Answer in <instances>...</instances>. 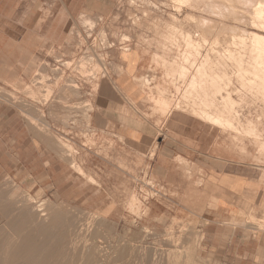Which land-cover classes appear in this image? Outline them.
<instances>
[{"label": "rangeland", "instance_id": "374dc122", "mask_svg": "<svg viewBox=\"0 0 264 264\" xmlns=\"http://www.w3.org/2000/svg\"><path fill=\"white\" fill-rule=\"evenodd\" d=\"M38 1V4L43 2L44 17L42 28L32 36L33 51L29 52L30 47L18 49L17 43L7 38L0 39V101L15 114L19 129L38 133L54 146L57 141L66 150L56 151L55 160L60 162L56 189L15 193V187H20L10 179L14 188L9 187L11 184L2 180L0 264H5L8 247L3 248V243L10 239L8 231L11 234L16 231L8 224L14 225V220L20 218L31 220L27 209L30 212L32 208H27L24 215L21 209L31 197L37 202L34 209L42 202L45 207L49 203L61 208L57 229L37 238L41 255L49 258L52 255L54 259L48 264L51 261L55 264V259L63 264L68 259H73L72 264H85L82 257L87 252L82 243L87 235L88 243L98 242L110 258L98 259L95 264H264V125L261 126L264 113L260 114L264 112V101L235 82H239L235 79L238 69L229 58L237 51L235 46L241 50L234 37L239 38L245 32L239 30L249 26H215L213 31L220 32L216 36L202 35L204 26H189L187 21L185 26L172 27V16L180 6L176 0H113L106 16L81 13L85 0ZM26 2L0 0V26L15 25L17 14L21 16ZM62 4L67 5L70 14L65 13ZM42 12H38L37 19ZM202 36L207 37L208 45L202 43ZM229 49L231 54L225 52ZM209 51L214 54L208 55ZM218 52L220 55L224 52V57L218 56ZM208 60L215 68H224L229 76L235 75L233 79L230 77L233 81L230 85H221L218 94L216 89H208L218 107L223 105L226 94L233 95L234 107L229 105L232 109L225 111L234 125L233 131L222 130L194 115L191 108L196 95L184 94L190 80L187 79L194 74L192 65L196 70ZM179 67L188 71L183 73L186 77H182ZM108 81L116 85L126 102L125 120L128 117L129 122L155 127L154 138L144 141H152L150 150L141 154L129 150L120 137L104 130L96 102L103 96L100 86ZM233 89H238V93ZM162 94L173 106L163 109L155 104ZM259 117L263 119L260 121ZM247 119L253 124L260 121L259 136L252 134L258 139H252L247 125H243ZM164 137L175 139L189 149L182 162L180 158L174 159V167L156 175L152 170L156 163L153 158L160 138ZM75 192L78 194L74 195ZM25 225L33 226L30 221ZM72 231L77 236L82 232L79 234L82 238L74 237ZM113 237L121 242L120 247L138 249L131 257L117 261ZM62 256L65 257L61 259Z\"/></svg>", "mask_w": 264, "mask_h": 264}, {"label": "bare ground", "instance_id": "6f19581e", "mask_svg": "<svg viewBox=\"0 0 264 264\" xmlns=\"http://www.w3.org/2000/svg\"><path fill=\"white\" fill-rule=\"evenodd\" d=\"M179 1L180 2V6H179V9H176L178 11H176L172 18H173V24H172V27L173 26H185L184 22L187 21L186 23L190 24L189 26H198L200 28V26H204L203 29L205 30L202 34V35H205L207 36L209 33L210 35H219L217 32L213 31L214 30V27L217 26L219 28V26H249V28H247L246 30H239L241 32H244L242 33L241 36H239V38L237 37H234V41H235V44H239V46L241 47L240 49L241 50H238V46H235L237 47V51L234 53L233 50V55L229 56L230 60H233L235 63H233L238 69V73H236L235 75L237 76V78L235 79H239V82L238 81H235L236 83H241L244 88V90L246 88L250 89V92H252L255 96V98L257 97L258 100L260 99L259 97L262 98V100L264 101V35L261 34L260 32H264V0H176V2ZM175 2V1H174ZM178 3V2H177ZM142 5V4H141ZM143 6V5H142ZM178 8V7H177ZM186 8V10H185ZM172 15V14H171ZM183 20H182V19ZM230 21L231 24H228V22L226 21ZM229 22V23H230ZM157 25V24H156ZM167 25V24H166ZM170 27V26H169ZM235 28V27H233ZM245 28V27H244ZM216 29V28H215ZM229 29V28H228ZM232 30V28H230ZM237 29V28H236ZM241 29V27H240ZM171 30V29H170ZM173 30V29H172ZM217 30V29H216ZM219 30V29H218ZM238 30V29H237ZM176 31V29H175ZM184 31V30H183ZM179 32V30H178ZM222 33V32H221ZM226 33V32H225ZM238 32H236L237 34ZM175 34V33H173ZM181 34L182 31H181ZM223 34V33H222ZM228 34V33H227ZM232 34V33H231ZM236 34L234 36H236ZM238 34V35H239ZM195 35V34H194ZM200 35V34H199ZM198 35V36H199ZM212 35V36H213ZM224 35V34H223ZM173 36V35H172ZM170 36V38L172 37ZM189 36V34H188ZM211 36V37H212ZM174 37V36H173ZM172 37V38H173ZM233 37V35H232ZM230 37V38H232ZM185 38V37H184ZM207 38V37H206ZM205 37H201L202 39V43H206L207 45L209 44L208 40L206 39ZM216 38V37H215ZM220 39V37H218ZM187 39V38H186ZM200 39V38H199ZM233 39V38H232ZM170 40V39H169ZM168 40V41H169ZM178 40V39H177ZM188 40H189V37H188ZM218 40V39H217ZM222 39H220L219 42H221ZM227 40H229L227 38ZM172 41V40H171ZM201 40H198V44L200 45V42ZM211 41V40H210ZM230 41H233V40H230ZM233 41V42H234ZM176 42V41H175ZM186 42V41H185ZM184 42V43H185ZM195 42V41H194ZM223 42V40H222ZM177 43V42H176ZM196 43V42H195ZM212 43V42H211ZM215 44H219L217 43V41L213 42ZM229 43V42H228ZM190 44V43H189ZM222 44V43H221ZM233 43V46L235 45ZM160 45V44H159ZM198 45V46H199ZM203 45V44H202ZM223 45V44H222ZM228 44H225V48H228L227 46ZM164 46V45H163ZM198 46L196 48H198ZM230 44H229V48H230ZM232 46V48H233ZM190 47V46H188ZM192 47V46H191ZM201 47V45H200ZM220 47V46H219ZM214 48V47H213ZM224 48V49H225ZM195 49V47H194ZM223 49V50H224ZM198 50V49H197ZM212 50V49H211ZM210 50V51H211ZM215 50V49H214ZM172 51V50H171ZM188 51V49H187ZM208 53V55H213L214 53L210 52ZM213 51V50H212ZM216 51V50H215ZM221 51V50H220ZM227 51V54H229L231 52V50H225V52ZM230 51V52H228ZM199 53V52H198ZM216 53V52H215ZM224 52H222V55H220V52H218V56L220 57H224L223 55ZM188 54V53H187ZM197 54V53H196ZM225 54V53H224ZM231 54V53H230ZM198 55V54H197ZM216 54L214 55L215 57L217 56ZM184 56V55H183ZM194 56V55H193ZM192 56V57H193ZM199 56H200V53H199ZM206 56V55H205ZM213 56V57H214ZM217 56V58H219ZM191 57V56H190ZM201 57V56H200ZM204 57V56H203ZM208 57V56H207ZM212 57V56H211ZM212 57V58H213ZM228 57V56H227ZM195 58V56L193 57ZM210 59V57H208ZM207 58V59H208ZM196 59V58H195ZM227 59V58H226ZM194 60V59H193ZM205 60V58H204ZM211 61L213 59H210ZM218 59H216L217 61ZM166 61V60H165ZM164 61V63H165ZM184 61V60H183ZM186 61V60H185ZM195 61H198V60H195ZM200 61V60H199ZM202 61V59H201ZM200 61V62H201ZM209 61V60H208ZM205 61L206 63H202L201 65L197 66L196 67V70H195V66L192 62V67H194V74L191 76L189 75L190 78H188L187 80H189V84L187 86V89L186 92H184V94L186 93V95L188 94H194L196 95L194 98H195V103H194V106H193V109L191 108V112L193 111L194 112V115H198L199 118L203 119L205 122H207L208 124H211V125H214L222 130H230V131H233L231 130V128L234 126L232 125L233 123H231V121L229 120L230 118L227 117L228 115H226V109L230 108L232 109L234 106L233 104V101H232V98L230 94H225L227 96L225 97H221L222 98V106L218 107L216 106V101L214 99L215 96H212L213 99L211 98V96H209V92H208V89L210 88H214L216 89V92L217 94L220 92L221 90V85H224L225 83L227 85H230V82H233L231 80V78L235 75H233L231 77V75L229 76V73L223 68L222 70H220L219 68H215L214 63H210V61ZM215 61V60H214ZM225 61V60H224ZM232 61V62H233ZM222 62H223V59H222ZM226 62V61H225ZM177 63V62H176ZM195 63V62H194ZM197 63V62H196ZM199 63V62H198ZM197 63V64H198ZM210 63V64H209ZM220 63L219 60L217 61V64ZM178 64V63H177ZM187 64H189V62H187ZM216 64V62H215ZM216 64V65H217ZM230 64V63H229ZM85 65V64H84ZM163 65V64H162ZM176 65V64H175ZM181 64H179L180 66ZM196 65V64H195ZM225 65V64H224ZM231 65V64H230ZM233 65V66H234ZM173 66V65H172ZM178 66V65H177ZM220 66H223V65H220ZM229 66L226 64V67ZM232 66V65H231ZM232 66V67H233ZM83 67V66H82ZM170 67V66H169ZM182 67V66H181ZM218 67V65H217ZM225 67V66H224ZM225 67V68H226ZM231 67V69H232ZM86 67H84L85 69ZM172 68V67H171ZM174 68V67H173ZM183 68V67H182ZM182 68H177L179 69L180 71L182 70ZM235 68V67H233ZM176 69V70H177ZM185 69V67L183 68ZM189 70V69H188ZM228 70V69H227ZM85 71V70H84ZM123 71V70H122ZM178 71V70H177ZM185 71V70H184ZM184 71L182 70V74L184 73ZM233 71V70H232ZM236 71V70H234ZM169 72V71H168ZM167 72V73H168ZM186 73L188 72L187 70L185 71ZM191 71H189L190 73ZM122 73V72H121ZM170 73V72H169ZM168 73V75H169ZM192 73V72H191ZM190 73V74H191ZM235 73V72H234ZM233 73V74H234ZM172 74V72H171ZM174 76V73L172 74ZM181 75V74H180ZM178 75V76H180ZM185 74L182 75V77L184 76ZM188 75V74H186ZM176 76V74H175ZM177 76V77H178ZM181 77V76H180ZM179 77V78H180ZM181 77V79H182ZM186 77V76H184ZM231 77V78H230ZM178 78V79H179ZM233 79V78H232ZM186 80V79H185ZM179 82V81H178ZM147 83V81H146ZM187 83V82H186ZM220 83V85H219ZM148 84V83H147ZM235 84V83H234ZM241 84H238V85H241ZM226 86V85H225ZM237 86V84L235 85ZM229 87V86H228ZM226 88V87H225ZM232 88H235V87H232ZM179 90V89H178ZM184 90V91H185ZM225 90H228L225 89ZM224 90V91H225ZM234 90V89H233ZM232 90V91H233ZM238 90V89H237ZM236 90V91H237ZM243 90V91H244ZM247 90V89H246ZM163 91V90H162ZM231 91V92H232ZM235 91V90H234ZM235 91V92H236ZM241 91V90H240ZM239 91V92H240ZM166 91H163V93H165ZM210 92H213L210 90ZM230 92V93H231ZM245 92V91H244ZM250 92H246V93H249L250 96H251V93ZM223 93V92H222ZM238 93V92H236ZM243 93V92H242ZM245 93V95H246ZM248 94V95H249ZM164 95V94H162ZM181 95V94H180ZM202 95V96H201ZM214 95V94H213ZM216 95V94H215ZM221 95V94H220ZM219 95V96H220ZM243 95V94H242ZM189 96V95H188ZM218 96V97H219ZM186 97V96H185ZM184 97V98H185ZM197 97V98H196ZM183 98V97H182ZM253 98V97H252ZM167 98L164 96H159L158 99L155 100V104L157 103V105L161 106L162 105V108L164 107L165 109H167L168 107H170L172 105L171 102H169L168 100H166ZM187 99V98H186ZM212 99V100H211ZM190 100H191V97H190ZM189 100V101H190ZM220 100V99H219ZM254 100V98H253ZM152 101V100H151ZM181 101V100H180ZM179 101V102H180ZM187 101V100H185ZM188 101V102H189ZM255 101V100H254ZM179 102H178V106L179 107ZM235 102V101H234ZM257 102V100H256ZM262 102V101H261ZM199 103V104H198ZM193 104V102H192ZM229 105L232 107H229ZM264 105V103H263ZM173 106V105H172ZM176 107V108H177ZM237 107V106H235ZM163 108V109H164ZM175 108V109H176ZM181 108V107H180ZM178 109V108H177ZM229 109V110H230ZM235 109V108H234ZM172 110V109H171ZM179 110V109H178ZM183 110V109H182ZM237 110V109H236ZM165 111V110H164ZM235 111V110H234ZM238 111V110H237ZM192 112V113H193ZM231 112V111H229ZM236 112V111H235ZM240 113V112H239ZM251 113V112H250ZM262 113L264 112H261L260 114L262 115ZM236 114V113H235ZM234 114V115H235ZM243 114V112H242ZM245 114V113H244ZM243 114V115H244ZM259 114V113H258ZM241 115V114H239ZM251 114H249L250 116ZM247 116V117H249ZM253 116V115H252ZM257 115H255V118H256ZM260 116V115H259ZM231 117V116H230ZM264 117V114L263 116ZM261 117V118H262ZM229 118V119H228ZM235 118V117H234ZM239 118V117H238ZM258 118V117H257ZM260 118V117H259ZM260 118V121L263 119ZM254 119V118H253ZM251 118V120H253ZM250 119H247L246 121L243 120V125L245 124V126L247 127L248 129V133L251 132V137H252V134L257 137L259 136V129H262V127L258 129V125L260 124L258 121V123L256 124H253V121H251ZM256 120H259V119H256ZM246 123H245V122ZM257 122V121H255ZM235 124H238L235 122ZM241 124V127L243 126ZM261 125V124H260ZM259 125V126H260ZM264 125V122L262 123L261 126ZM244 127V126H243ZM236 128V127H235ZM264 128V126H263ZM233 129V128H232ZM242 129V128H241ZM247 129H244V131H247ZM239 130V128H238ZM237 131V130H236ZM262 131V130H261ZM242 132V131H241ZM241 132H239L240 134H242ZM264 132V131H263ZM262 132V133H263ZM238 133V134H239ZM239 134V135H240ZM243 135V134H242ZM257 135V136H256ZM245 136V135H244ZM261 136V135H260ZM246 137V136H245ZM250 137V136H249ZM255 137H252L255 138ZM248 138V137H247ZM255 139H258V138H255ZM261 140V139H259ZM258 141V140H257ZM263 148V147H262ZM182 162V161H181ZM185 163V162H183ZM260 166V165H259ZM2 178V177H1ZM8 178V177H6ZM6 181V179H5ZM1 182V181H0ZM15 184V183H14ZM11 186H14V185H11ZM10 187V186H9ZM17 189V188H16ZM2 191V190H1ZM5 191V190H4ZM16 193V192H15ZM2 194V193H1ZM4 196V195H3ZM6 196V194H5ZM29 198V197H28ZM2 199V196L1 198ZM25 199V198H24ZM21 201V200H20ZM26 204L23 206L22 204H20L19 206H23V208H21L22 210L24 209V213L23 215L26 213L25 210L27 208L30 207V212H29V209L28 210V214L30 213V219L31 220H20L16 219L14 220V225H13V222H12V225L10 223V225L8 224V226L10 227V229L13 230H16L15 231V234H11L9 231V235L8 237L10 236V239L7 237V239L11 240V238H17L16 239V242L15 239L12 240V242H8L9 240H7V242L9 243V245H5L4 243H7V242H4L3 243V248L5 246V248L8 249H5L3 251H5L6 254H3L6 255V257L4 258V263L5 264H48L49 263V260H52L51 257L52 255L50 256H43L41 255V252L40 250L38 249L39 247V243H38V237L40 236H48L50 235L53 231H55L56 228V225L61 221L60 218L62 217H59L60 216V212H61V208H54L52 204H49L47 203L46 204V207H45V204H42L40 203L41 205L37 206L35 209H34V204H36L37 202L35 201V197H31L30 199H26ZM2 203L0 204V206H2ZM25 203V202H24ZM23 203V204H24ZM4 204V203H3ZM14 205V204H13ZM16 206V205H15ZM26 206V208H25ZM61 206V205H60ZM48 207V208H47ZM56 207V206H55ZM3 208V206H2ZM20 209V210H21ZM63 209V208H62ZM2 210V209H1ZM0 210V211H1ZM21 210V211H22ZM5 211V210H4ZM63 213V212H62ZM20 215V214H19ZM65 215V213H64ZM68 216V215H67ZM250 216V215H249ZM8 217V216H7ZM20 217V216H19ZM12 220V221H13ZM27 221H30L33 226H30V225H25L27 224ZM9 222V221H8ZM7 222V223H8ZM74 222V221H73ZM82 222V221H81ZM90 222V221H89ZM93 222V221H92ZM90 224V223H89ZM24 225L29 228H25ZM71 225V224H69ZM73 225V223H72ZM74 225H77L74 224ZM261 225V224H260ZM7 226V227H8ZM12 226V227H11ZM67 226V225H66ZM6 227V228H7ZM75 227V226H74ZM80 227V228H79ZM77 228H79V230L81 229V226H79ZM93 227V226H90V228ZM95 227V226H94ZM5 228V226H4ZM74 229V231L78 230V229ZM89 228V227H88ZM66 229V228H65ZM84 229V228H83ZM9 230V228H8ZM26 230V231H25ZM73 230V229H72ZM82 230V229H81ZM90 230V229H89ZM95 230V228H94ZM11 231V230H10ZM25 231V233H24ZM65 232V231H64ZM69 232V231H68ZM73 232V231H72ZM91 233V231L87 232V231H84V233ZM94 233V231H92ZM77 232H75L76 234ZM82 233V232H81ZM81 233H77V235H74V232L72 233L75 236L79 237L81 235ZM57 234V233H56ZM55 234V235H56ZM64 234V233H63ZM70 234V233H69ZM80 234V235H79ZM92 234V233H91ZM6 235V234H5ZM63 236V235H62ZM84 236V234H83ZM89 237V235H87ZM84 237V238H87L86 241H84L82 244L85 243V245L83 246V250L85 252H87L86 256L82 257V259L84 258L85 260V264H95L98 259L103 260L105 261L106 259H110L109 257H107V255L105 254L106 251L103 250L104 247H101L98 245V242H93V243H88L89 240H88V237ZM110 237V236H109ZM6 238V237H5ZM48 238V237H47ZM80 238H82L80 236ZM90 238V237H89ZM114 238V237H113ZM46 239V238H45ZM58 239V238H57ZM59 240V239H58ZM91 240V239H90ZM7 243V244H8ZM114 245L117 247V251H116V260L117 261H120V260H123V259H127L129 257H131V255L134 254V252L136 251L135 249H138V247H128V246H125V247H120L121 245V242L115 237L114 238ZM69 244V243H68ZM71 244V243H70ZM101 244V243H100ZM110 244V241L109 243L107 244V246ZM2 245V244H1ZM125 245V244H123ZM81 246V245H80ZM104 246V245H103ZM131 246V245H129ZM49 247V246H48ZM111 247V245H110ZM141 247V246H140ZM146 247V246H145ZM82 248V246H81ZM80 248V249H81ZM143 248V247H141ZM77 249V248H76ZM110 249V248H109ZM147 249V247H146ZM82 250V249H81ZM79 250V251H81ZM111 250V249H110ZM115 250V249H114ZM105 251V252H104ZM112 251V250H111ZM176 251V250H175ZM68 252V251H67ZM84 252V253H85ZM110 252V251H108ZM113 252V251H112ZM146 252V250H145ZM145 252L143 254H145ZM149 252V251H148ZM146 252V253H148ZM79 253L82 255V252H78L77 254L79 255ZM158 253V252H157ZM73 254V253H72ZM153 254V253H152ZM66 255V254H65ZM68 256V255H66ZM77 256V255H76ZM144 256V255H143ZM147 256V255H146ZM168 256V255H167ZM170 256V255H169ZM194 256V255H193ZM65 256H62L61 259H63ZM71 258V255L68 256ZM79 256H77L78 258ZM138 257V256H137ZM156 257V256H155ZM154 257V258H155ZM164 256H162L163 258ZM114 258V257H113ZM143 258V257H142ZM152 258V257H150ZM59 259V258H58ZM68 259V258H67ZM80 259V258H79ZM78 259V260H79ZM147 259V258H146ZM174 259V257H173ZM54 260V259H53ZM66 260V259H65ZM69 260V259H68ZM67 260V262H68ZM71 260V259H70ZM69 260V264L71 263ZM73 260V259H72ZM71 260V261H72ZM132 260V259H131ZM168 260V259H167ZM170 260V259H169ZM168 260V261H169ZM193 260V259H192ZM1 261V260H0ZM59 262V263H62V260L61 262L59 260H56L55 259V262ZM107 261V260H106ZM134 261V260H133ZM56 262V263H57ZM65 262L64 264H67L66 261H63ZM83 262V261H82ZM170 262V261H169ZM1 263V262H0ZM55 263V264H56ZM57 263V264H59ZM73 263V261H72ZM71 263V264H72ZM104 262H102L103 264ZM164 263V262H163ZM168 263V262H167ZM50 264H54V261L50 262ZM63 264V263H62ZM101 264V263H100ZM130 264V263H129Z\"/></svg>", "mask_w": 264, "mask_h": 264}, {"label": "crops", "instance_id": "0c3cea01", "mask_svg": "<svg viewBox=\"0 0 264 264\" xmlns=\"http://www.w3.org/2000/svg\"><path fill=\"white\" fill-rule=\"evenodd\" d=\"M26 1L21 16L19 13L17 14L18 18L15 20V25L0 26V39L5 40L7 38L16 42L18 49L30 47L29 52L31 53L33 51L32 36L35 31L42 28L40 24L44 17V13L42 12L43 2L38 4V0ZM112 1L85 0L81 13L95 12V14L100 16H106L110 13ZM65 7V13L70 14L67 5ZM38 12H42V15L37 19ZM35 21L36 23L34 24ZM32 24L34 25L32 26ZM127 71L130 72L129 70ZM100 89L103 91L101 93L103 96L98 98L96 108L101 122L104 124V130L109 134L120 137L125 147L129 150L132 149L140 154L150 150L152 141H144L147 138L149 140L154 138L155 127L141 124L138 121L129 122L128 117L125 120L126 102H124L123 96L112 81L103 83ZM105 94L107 95L105 96ZM56 144L57 146L52 145L44 136H40L38 133H26V131L19 129L15 114L7 104L0 101L1 182L2 180L4 182L6 179V183L12 185L11 180L17 184L21 189H16L15 187L16 193L24 191L36 193L40 190L56 189V185H59L60 180V162L59 160H55L57 158L56 151L58 153L60 151L61 153V151L64 152L66 150L57 141ZM157 149L153 158L156 163H153L152 170L154 174L160 175L165 170H169L171 166L174 167L172 160L180 158L182 161V159L187 158L184 153L189 147L175 139L164 137L160 138ZM11 185L10 187H13ZM77 190L78 188L75 191ZM76 194L78 193L75 192L74 195Z\"/></svg>", "mask_w": 264, "mask_h": 264}]
</instances>
